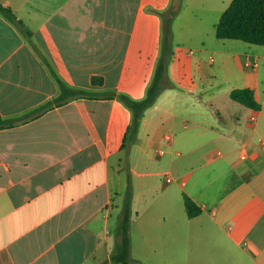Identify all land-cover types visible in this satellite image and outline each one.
Listing matches in <instances>:
<instances>
[{"label": "crops", "instance_id": "obj_1", "mask_svg": "<svg viewBox=\"0 0 264 264\" xmlns=\"http://www.w3.org/2000/svg\"><path fill=\"white\" fill-rule=\"evenodd\" d=\"M1 1L22 23L0 13V113L25 118L0 128V264H122L111 255L128 173L136 263L264 264V45L217 36L232 0H182L174 86L134 140L119 94L146 95L173 0ZM41 54L98 96L37 115L61 92ZM243 87L261 109L232 98ZM157 157L172 181L154 169ZM185 194L200 214L188 215Z\"/></svg>", "mask_w": 264, "mask_h": 264}, {"label": "trees", "instance_id": "obj_2", "mask_svg": "<svg viewBox=\"0 0 264 264\" xmlns=\"http://www.w3.org/2000/svg\"><path fill=\"white\" fill-rule=\"evenodd\" d=\"M168 12L169 14L167 16L163 15L162 51L156 64L154 76L147 88L146 95L136 99L126 93L119 94L120 100L132 110V121L128 127L126 139L134 140L138 134L146 110L155 104L166 87L174 86V83L168 75V67L173 56L172 23L176 11L169 9ZM0 13L16 24L22 23L13 9L5 5L1 0ZM27 34L28 37L31 38L30 33L27 32ZM217 36L219 38L240 39L251 44L264 45V0H232L231 4L222 14L217 25ZM41 57L56 78L61 92L56 98L36 108L34 112L37 115L53 108L55 104H60L70 98L98 96V93L93 90L73 87L67 84L55 72L48 58L43 54H41ZM93 82L102 83V80L94 77ZM113 94H115V91H113ZM231 96L234 100L250 108L259 110L262 107L261 102L255 95V90L251 87L234 88L231 92ZM24 118L25 116L21 118H6L0 113V128L12 126ZM127 177L128 184L122 205V218L115 228L117 241L111 259L114 263L133 264L131 257V222L134 186L131 173H128ZM185 202L190 217H194L201 213V207L188 194H185Z\"/></svg>", "mask_w": 264, "mask_h": 264}, {"label": "rangeland", "instance_id": "obj_3", "mask_svg": "<svg viewBox=\"0 0 264 264\" xmlns=\"http://www.w3.org/2000/svg\"><path fill=\"white\" fill-rule=\"evenodd\" d=\"M169 14V12L168 13H166V15L165 16H167ZM164 20V19H163ZM211 29H212V33H213V25H211ZM194 44L192 43V42H186L185 43V45H184V48L185 49H190V48H194ZM242 107H245L244 105H242V104H240ZM130 151V144H129V142L126 144V148H125V150H124V154L125 155H128V152ZM157 159H159V157H157L156 158V160L154 161V169L155 170H157V171H159L160 172V176H161V179H163L165 176H166V174H167V171L165 170V165L164 164H159V161L157 160ZM125 164V163H124ZM133 261V264H139V263H136V261H134V260H132ZM145 264H149V263H145Z\"/></svg>", "mask_w": 264, "mask_h": 264}, {"label": "water", "instance_id": "obj_4", "mask_svg": "<svg viewBox=\"0 0 264 264\" xmlns=\"http://www.w3.org/2000/svg\"><path fill=\"white\" fill-rule=\"evenodd\" d=\"M182 4V0H173L172 6L174 11H178L180 9V6Z\"/></svg>", "mask_w": 264, "mask_h": 264}, {"label": "built area", "instance_id": "obj_5", "mask_svg": "<svg viewBox=\"0 0 264 264\" xmlns=\"http://www.w3.org/2000/svg\"><path fill=\"white\" fill-rule=\"evenodd\" d=\"M161 153H164L165 151L164 150H161L160 151ZM221 152H219V154H220ZM166 179H167V181H172L173 180V177L171 176V175H166Z\"/></svg>", "mask_w": 264, "mask_h": 264}]
</instances>
